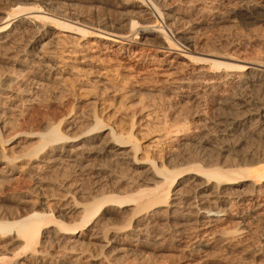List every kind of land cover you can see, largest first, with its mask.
<instances>
[{
  "label": "bare ground",
  "instance_id": "obj_1",
  "mask_svg": "<svg viewBox=\"0 0 264 264\" xmlns=\"http://www.w3.org/2000/svg\"><path fill=\"white\" fill-rule=\"evenodd\" d=\"M112 1L14 0L8 8L0 9V255L4 257L17 244L22 252L6 264H119L124 258L142 255L150 242L164 237L180 247L190 246L192 257L210 248L215 224L225 221L226 206L244 204L233 233L237 235L264 214L262 147L257 145L256 149H261V158L242 168L228 169L218 162L221 157L217 159V155L234 152L244 140L264 143V58L253 61L192 52L187 46L189 39L181 38L186 44L181 43L164 22L172 18L171 12L161 10L164 0H120L115 5L116 13L131 12L114 22L81 13L87 5L110 9ZM213 1H218L221 9L216 24L224 23L228 15L238 17L244 27L258 20L255 5L235 8L248 0ZM227 5L232 8L222 14ZM137 16H147L153 22L139 21ZM139 34L159 40L152 48L162 52L164 58L150 55L148 44L137 48ZM254 40L249 37L247 42ZM106 43L117 45L124 59L133 54L134 62L144 69L149 61L156 63L151 71L165 83L170 81L167 89L183 105L208 99L217 106L214 112H221L216 120L205 115L208 118L204 116L200 122L196 118L203 114H194L193 128L174 130L172 125L173 131L166 130L163 138L176 144L166 160L187 157V161L201 148L200 154L196 153L198 158L195 154L187 167L172 169L166 166L164 156L140 147L133 133L134 116L141 115L145 127L160 125L155 105L140 111L121 108L129 119L127 129L104 125L102 111L108 104L100 101L109 88L103 81L88 78L93 71L87 52L91 46L102 48ZM257 46L264 50V41ZM170 53L176 56L166 60ZM176 58H183V62L177 63ZM158 67L163 69L157 71ZM92 91L94 97L80 108L76 104L68 110L62 102L65 96H87ZM162 91L152 92L156 96ZM52 103H61L66 111L55 115L50 111ZM144 109L148 112L140 114ZM81 126L85 127L79 133L67 135ZM159 141L156 138L152 142L154 149L160 146ZM193 146L197 150L192 154ZM208 147L217 150V158L212 159L218 161L209 159L212 154L208 158ZM126 169L133 173L127 179ZM180 175L182 181L177 186L175 178ZM104 180L113 182L114 188L99 194ZM144 180L146 187L140 189L139 181ZM128 182L134 185L130 194L116 190V185ZM90 184L95 185L93 189L85 187ZM183 184L190 194L185 201L178 189ZM87 188L89 191H85ZM59 190L61 194L58 192L52 205L61 200L64 203L55 210L50 201ZM116 216L121 217V224L116 225ZM259 250L264 255V242Z\"/></svg>",
  "mask_w": 264,
  "mask_h": 264
},
{
  "label": "rangeland",
  "instance_id": "obj_2",
  "mask_svg": "<svg viewBox=\"0 0 264 264\" xmlns=\"http://www.w3.org/2000/svg\"><path fill=\"white\" fill-rule=\"evenodd\" d=\"M13 1L14 0H0V9L3 10L4 8H8ZM119 1L120 0H113L112 6L109 7L110 9H107V10H104L100 7L99 8L89 7V5H87L88 4L87 2L85 3V5H87L88 7L86 6L84 7V9L82 8L81 13L83 12L82 14L85 17H93V18L100 17L101 19L104 17L106 19L110 18V20L112 21L113 20L119 21L123 17H126L125 13L127 14L128 11L131 12L130 10H126L125 12L122 11L121 13H123L124 15L121 13L120 14L116 13V11L114 10L115 5ZM248 1H246L247 5L245 2L243 3L241 2V3H238L239 5L236 4L237 6L235 7V8H239V7L242 8L248 5H255L256 7H258L257 11L259 12L258 13L256 12L257 14L255 15L258 18V20L255 21L256 23L255 22L253 23L254 25L251 24V26H248V27L242 26L240 23V19L232 15L226 16L227 19L224 23L216 24L214 20H215V17L218 16V14H220L219 10L221 9L217 7L219 2L218 1L214 2L213 0H164V3H162L161 10L162 12H165V13L171 12L170 18L171 17L172 18L170 20H164V22L166 23V25L169 24L168 26L170 27L169 29H171L175 37L180 38L181 43L186 44V42L183 39L185 38L189 39L188 41L189 43L187 46H189V49L192 52L195 51L198 54H206V53L208 54L209 53V54L217 55L220 57L229 56V55L240 56L242 58L245 57L246 59L249 58L253 61H256V60L259 61L258 59L264 58L263 56L264 50L259 49L257 46L259 42H261V40L264 41V0H251L250 2ZM23 2L33 3L32 1H23ZM216 7L217 9L218 8L219 9L215 10L214 8ZM230 8H232V6L227 5L225 8H223L221 13L224 14V12L229 10ZM129 14L130 13H128V15ZM132 16H136V15L132 14ZM138 17L139 16H137L136 18ZM145 20H146V23L149 22V24L153 22V20H151L147 16L141 17V18L139 17V21L143 22ZM158 22H160V20H158ZM117 31L121 33V29H117ZM122 33H125V31H123ZM249 37H253L255 39L254 42H251V43L247 42V39ZM88 41H91V39H88ZM158 41L159 40H157L152 35L143 36V34L142 35L139 34L137 36V42H138L137 48H145L143 47V45L148 44L146 46V49H152L150 50V55L155 56V58H164V56L161 55L162 52L156 51L152 48L153 45H155L156 43H159ZM117 48H118L117 45L113 46V45H109L106 43L104 44L102 48L99 45L98 47L91 46L89 47L88 52H87L88 55L91 56V60H90L91 62H89L90 64L89 68H92L91 70L93 71L91 72V74H89L90 76L88 75L89 76L88 78H90V81L91 79L92 80L95 79V81L97 79L99 81H103L106 88L107 89L109 88V90H106L105 95H103L100 101V102L106 101L105 105L108 104L105 110H103L102 108L103 110L102 118L104 120V125H106L107 127L113 126V125H121L125 129H127L126 127H128L129 119L123 115L125 113L124 111H127L126 109H128V111H132L133 109H137L140 111L141 108L143 107L145 108V106L155 105L157 107V108L155 107V111H154L156 115L155 117H158L157 119L159 120V121L158 120L156 121H158L159 123L161 122L162 124L161 123L160 125L153 124V126L145 127L142 121H140L141 115L139 116L135 115L134 119L136 123L134 126L133 133L136 136V138L139 139L140 147L143 150L145 149H150L151 151L154 150L157 152V154L161 155L162 157L164 156L163 158L166 160L170 156L171 152L176 148V144L172 142V139L163 138L166 133V130L171 131L169 129H172L174 127H175L174 130L177 127L178 129L179 128L182 129L184 127L193 128L194 126L192 122V116L194 114H197V115L203 114V116L200 115L199 118H196L198 119L197 122H200L201 119H204L208 115L211 116V118L213 117L211 119L208 116L211 120H214V119L216 120L220 118L219 116H221V112H219L218 110L217 112H214L216 111L214 107L216 108L217 106L215 105V103H213L212 100L209 101L208 99H206V101H204L205 103L200 102L198 100L195 102L193 101L194 103L190 102L189 105L188 103L183 105V102L180 100V98L176 97L175 95H171L170 90L167 89L171 85L169 83L170 81L165 83L164 82L165 80L160 79L159 76L154 75V72L151 71L152 69L151 67L157 66L156 63L153 62L154 64H152V61L151 63L149 61L148 63L145 64V66H147L148 68L144 69V65H142V67L137 66V63L134 62L135 58L133 57L134 56L133 54L129 55L130 54L129 53L127 57L124 59L123 57L125 55H122V53ZM175 54L176 53L168 54V56L166 57V60L168 58L174 59V57L176 56ZM174 61H176L177 63L183 62V58H179V59L176 58ZM149 64H151L152 66L149 67ZM160 69H163V67H158V69L156 68L157 71H159ZM156 70L155 72H157ZM96 87H98V85ZM129 89L131 90V92ZM152 89L155 91L163 89L164 91H162L160 95L156 93L157 95L154 96L155 92L153 93ZM165 89H167L168 91ZM94 93L95 92L92 91L89 95L87 96L82 95L80 97H79V94L78 95L76 94L77 96H74V97L68 95L69 97L65 96L62 99L65 101H62V100L61 101L64 102V105H68L66 106L68 110L71 109V107H74L76 104H77L76 106L80 108L83 105L82 103H84L85 101H90L94 97L95 95ZM157 98H160V99H157ZM155 99H157L158 101ZM77 100H80L81 103H79V101L76 102ZM154 100H155V103H154ZM123 101L125 102V104ZM196 102L197 103L199 102V104H196ZM203 103L206 106L203 105ZM34 107L36 106H33L32 108L34 109ZM50 107H51L50 111L54 113L55 115H59L63 111V109H65L66 111V108L63 105H61V103H58V104L52 103ZM121 108L125 110L123 111V109ZM121 110L123 111V113ZM116 111H118L119 114L114 113ZM146 111L148 112V109H144V111L142 110L140 114L143 113L142 115H144L145 113H147ZM202 111H205V112L207 111V113L204 112L205 113L204 114ZM212 111L215 113V115H213L214 113ZM218 114L220 115L218 116ZM215 116H217L218 118L217 117L215 118ZM163 125L165 126L163 127ZM82 127H85V126H81L80 130L78 129L75 131L74 130L69 131L67 135L71 136V135L79 133V131H82L84 129ZM156 138L158 139V141L161 139V141H159L160 143H158L160 146L157 145L154 149L152 142L156 140ZM245 141L246 140H244L240 144V146H238L236 150H234V152H228V153H224L223 155H217L219 156V158H217L216 156V153H218L216 152L217 150L210 149L211 147L210 148L208 147L209 149L207 151L209 155L208 158L210 157V154L212 155H211V158L209 159H212V156L214 157L216 156V158L219 160L221 157L219 161L216 160V158H213L212 160L220 162L221 165L227 166L228 169L242 168L245 164L247 163L249 164L252 161L255 162L258 159H260L261 157L259 155V152H261V149L264 150L263 149L264 143L263 142L260 143L261 141H258L259 143H257V141H253V140L252 142L250 140L249 142L248 140L246 142ZM244 142L245 143L248 142L249 144H245ZM257 145L258 147L260 146L262 148L261 149L258 148V150H256ZM194 147L195 146H193V148H190V152L192 154L194 152L193 150H197L195 148L198 146L196 145V147L195 148ZM198 149L200 150H197V152L201 151V148H198ZM210 150L215 151V154L213 153V151L211 153ZM255 151L258 153H256ZM197 152L195 151L194 155L191 154L192 155L191 158L188 157L189 159L187 161H185L187 157L181 158L179 160H170V159L166 160V163H167L166 166L171 167V168L174 166L175 169H179V168H176V166L180 167V169L183 168V165L184 167L185 166L187 167L186 163L188 161H190L191 159L194 160L197 156H199L198 154H196ZM236 153L238 156L236 155ZM139 156L138 158H141V155ZM193 156H195V158ZM258 156L259 158H257ZM255 158L257 159L255 160ZM227 159L229 160V162ZM223 161L226 163L224 164ZM179 164L180 165L182 164L181 165L182 167ZM126 171L125 173L126 175L128 174L127 175L128 177H125V178L127 179L131 175H133V173L131 171H128V169H126ZM137 171L140 172L141 170L138 169ZM181 177L182 176L180 175L177 178H175L176 185L182 181ZM144 181L143 182L139 181V184L141 186L140 189H144L146 187L144 186L146 185V180ZM112 183L111 181L108 182L104 180L103 182L100 183L101 187L99 188L98 190L99 192L97 193L101 194L105 192L106 193L111 192L112 190L110 189L114 188V185H113L114 183L113 184ZM131 185L132 184L128 182V183H123L121 185H116L115 188L117 191H119V193L124 191L122 192L123 194L125 192H128L129 189L131 190L134 187V185L132 186ZM87 186L89 189L90 188L93 189L95 185L90 184V185H86L85 187ZM89 189L85 191H89ZM178 189H180V192L182 193V196H181L182 200L185 201L190 197L189 196L190 194L186 193L188 192V189L187 187L184 186V184L180 185ZM58 192H60L61 194L60 190L56 191L55 192L57 194L56 197H54L50 201V206L52 208L54 206L52 204H54V202H57L55 201V198L58 197L59 195ZM130 193L131 192L129 191L128 194ZM115 195H118V194H115ZM76 198H79V197H76ZM62 201L64 200H61V202H59L58 205L56 204L57 206L56 205L54 206L55 210L61 209V204L64 203ZM78 201L80 202V200ZM243 209H244V204L242 202L234 203L233 207L232 206L230 207L229 205L226 206L225 208L226 211L223 212L225 214V221L215 224L216 227L213 228L214 241L213 239H211V242L213 243L209 246L210 248L206 249L207 252L195 254L196 256L192 255L191 257L189 256L190 246L186 247L187 249L185 248V246H188V245L180 247L174 240L170 239L169 237L168 238L164 237L160 241L150 242L148 247L144 250V252L142 251L140 253L142 255L139 256V254H136V256L124 258L121 261V263L122 264L124 263L125 264H231V263L232 264H264V255L261 254L259 250L262 247L263 242H264L263 241L264 240V214L259 215L256 221H252L250 225H248L244 233H241L238 235L233 234L235 233L234 230L238 229V225H237L238 217L237 216L239 215V213L242 212ZM117 218L118 216L113 218L116 225L121 224L122 223V221H120L121 217H119L118 219ZM68 222L69 221H65V223H68ZM115 223L113 222V225H115ZM197 234H199V232H197ZM188 249H189V252H188ZM48 251L49 253L52 252L51 250H48ZM21 254L22 252H21L20 246L17 244L13 247L12 251L6 254H3L4 257L6 258L0 255V259H1L0 264L11 263V261L15 257L20 256Z\"/></svg>",
  "mask_w": 264,
  "mask_h": 264
}]
</instances>
